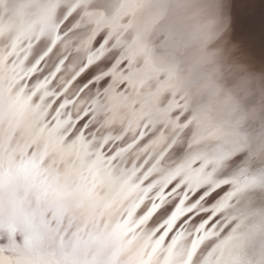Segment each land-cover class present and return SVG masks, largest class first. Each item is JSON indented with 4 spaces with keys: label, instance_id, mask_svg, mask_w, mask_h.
Returning a JSON list of instances; mask_svg holds the SVG:
<instances>
[{
    "label": "snow or ice",
    "instance_id": "6c2138e0",
    "mask_svg": "<svg viewBox=\"0 0 264 264\" xmlns=\"http://www.w3.org/2000/svg\"><path fill=\"white\" fill-rule=\"evenodd\" d=\"M58 4L26 0L13 21H0V38L15 32L0 49V264H193L236 192L209 208L220 187L213 161L165 165L174 161L173 140L160 152L133 155L150 138V121L133 139L128 124L97 123L116 101V73L127 62L102 30L79 57L61 52L91 10L66 27L68 17L54 20ZM96 6L107 9V0ZM45 35L52 46L29 65L34 43ZM167 206L174 209L170 218ZM198 214L204 219L192 227ZM212 261L238 264L234 245L226 242Z\"/></svg>",
    "mask_w": 264,
    "mask_h": 264
},
{
    "label": "clouds",
    "instance_id": "9594fccd",
    "mask_svg": "<svg viewBox=\"0 0 264 264\" xmlns=\"http://www.w3.org/2000/svg\"><path fill=\"white\" fill-rule=\"evenodd\" d=\"M77 27L83 31L61 52L74 48L79 57L102 30L127 62L116 73V101L97 123L128 124L133 139L154 121L139 152H160L176 137L188 148L264 137V73L231 40L228 0H116L111 10L86 12Z\"/></svg>",
    "mask_w": 264,
    "mask_h": 264
},
{
    "label": "bare ground",
    "instance_id": "6f19581e",
    "mask_svg": "<svg viewBox=\"0 0 264 264\" xmlns=\"http://www.w3.org/2000/svg\"><path fill=\"white\" fill-rule=\"evenodd\" d=\"M24 1L26 0H0V21L4 23L13 21L16 12L24 4ZM228 2L231 40L238 46L240 53L249 66L256 72L264 73V47H258L252 40L245 37V32L252 28L257 29L258 19L252 14H248L245 17L244 14H239L241 0H228ZM97 3L98 0H59L54 20L57 24L64 23L65 19L61 20L62 15L60 16V14L68 9L73 13L72 18L68 22H72L77 18L79 20L80 15L84 11L104 9L97 7ZM115 3L116 0H107V9L111 10ZM74 9L77 11L73 12ZM262 22L264 27V19ZM66 27H70L69 24L66 23ZM75 31L76 33L73 32V35L79 34L83 29L77 27ZM65 38L69 39L70 34ZM5 41V37L0 38V49H5L3 47ZM70 50L73 52L74 48ZM63 79L61 78L59 82L63 83ZM151 123L154 125V121ZM178 139L179 137L173 139L174 148L176 147L175 151H177L173 156L174 161L165 160V165L175 162L177 166H181L185 165V162L190 163L193 160L204 158L213 161L215 169L213 179L216 184L220 185L222 182L228 181L233 184L234 188L243 184L251 185V189L248 192L242 190L239 194V191L236 193L233 209L231 208L233 213L227 214L230 211L223 212L225 215H220L218 224L215 221L212 225L213 229L220 225L219 231L211 241L213 247L207 252V240L204 241L200 254L194 256L193 264H209L212 261V254L224 246L226 242L234 245L238 264H264V195L254 194L260 193V183L264 182V137H257L248 143H243L239 140H229L223 143L210 141L194 148L179 145L177 143ZM139 150L137 148V153H133V155L139 154ZM228 160L229 162L225 164L224 162ZM223 163L225 167H232L227 170H220L218 166ZM233 167L235 168L233 169ZM251 181H255V183H249ZM175 199H179V194H177ZM210 205L209 208H216L221 203L216 202L213 204L212 202ZM173 210L172 207H168V218H170ZM224 217H226V221ZM202 218L204 217L198 216L192 227H195L196 222H199ZM154 221L155 219L150 223ZM227 221L231 222L226 223ZM230 229L232 230L230 231ZM188 243L189 240L184 242L183 247L185 250H190L191 248V244L188 248ZM216 259L218 261L219 257ZM212 264H216V261H212Z\"/></svg>",
    "mask_w": 264,
    "mask_h": 264
},
{
    "label": "water",
    "instance_id": "95a60500",
    "mask_svg": "<svg viewBox=\"0 0 264 264\" xmlns=\"http://www.w3.org/2000/svg\"><path fill=\"white\" fill-rule=\"evenodd\" d=\"M26 1H24V3H25ZM69 13H72V11L70 10V9H68V10H66L65 12H63V13H61L60 14V16H61V20H63V19H65L66 17H68V20H67V24H69V26L71 27L72 25H74L75 23H77L78 22V18L76 19V20H74V21H72V22H68L71 18H72V16H73V14L71 15V16H69ZM3 14H5V13H3ZM55 18V17H54ZM57 23V22H56ZM74 32V31H73ZM73 32L72 33H70V37H73V36H75V35H73ZM14 36H15V32H13V33H8L6 36H5V43H4V46L3 47H5V49H7L8 47H9V45H10V43H11V41H12V39L14 38ZM52 40H53V37L51 36V35H45V36H42L41 38H40V40H38V41H36L35 43H34V45H33V48H32V50H31V53H30V58H32V60L33 59H35V57H36V55H40V56H42L51 46H52ZM65 40H68L67 38H65L64 39V41ZM63 41V42H64ZM2 47V48H3ZM70 50V49H69ZM72 55H73V57H78V54L76 53V51L74 50L73 52H72ZM39 57V56H38ZM75 61V59H73V62ZM75 67V64L74 65H69V69L71 70L72 68H74ZM242 155V154H241ZM240 155V156H241ZM180 159V158H179ZM199 160H201L202 162L204 161V160H207V159H204V158H202V159H199ZM221 160V159H220ZM219 160V161H220ZM227 162H229V160L228 161H226V162H224L225 164L227 163ZM222 164V165H219L218 167H219V169L220 170H227V169H229L230 167H232V166H228V167H225L224 165L225 164ZM187 164H189V162H185V165H187ZM239 165V164H238ZM235 167H233V169H234ZM260 183V182H259ZM251 184H253V183H251ZM260 185H261V191H260V193H254V194H260V195H264V182H261L260 183ZM237 188H241V190L238 192V191H236L237 190ZM251 189V185H247V186H245L244 184L242 185V186H240V187H238V186H236L235 188L233 187V184L232 183H221L220 184V187L217 189V195L216 194H214V195H216L211 201H213V204L214 203H216V202H220L221 204H223L224 203V200H225V198L226 197H228L229 196V193H232V192H238V194L243 190L244 192H248L249 190ZM200 194H199V192L196 194V195H193L192 196V200L194 201V200H196L197 198H198V196H199ZM213 195V196H214ZM236 195V194H235ZM235 195L234 196H232L230 199H229V202H228V204H227V206L224 208V210H223V212H225V211H230V212H228L227 214H229V213H231L232 212V210H231V208L233 209V205H234V199H235ZM211 199V198H210ZM209 199V200H210ZM234 202V203H233ZM239 203H240V201L237 203L238 205H239ZM209 206H211V205H209ZM208 206V207H209ZM233 213V212H232ZM222 214H224V213H222ZM221 214V215H222ZM227 214H226V216H227ZM225 215V214H224ZM230 215H232V216H234L233 214H230ZM209 217V218H208ZM207 217V219H211L212 217L211 216H208ZM219 218H220V216H219ZM226 217H224V220H226L225 219ZM204 219V218H203ZM218 218L216 219V222H217V224H218ZM232 221V220H231ZM230 221V222H231ZM229 221H227L226 223H230ZM193 224H194V222H193ZM232 229H230V231H231ZM215 236H213V237H211V238H209V239H207V242L211 239V240H213V238H214ZM20 237L18 236L17 237V240L18 241H20ZM3 243H5V241L4 240H0V244H3ZM215 246V245H214ZM211 247H213V245L211 244V242L209 243V244H207V252H209V250L211 249Z\"/></svg>",
    "mask_w": 264,
    "mask_h": 264
},
{
    "label": "rangeland",
    "instance_id": "374dc122",
    "mask_svg": "<svg viewBox=\"0 0 264 264\" xmlns=\"http://www.w3.org/2000/svg\"><path fill=\"white\" fill-rule=\"evenodd\" d=\"M237 7V6H236ZM247 7V8H246ZM240 15L244 14V17L248 14L255 15L258 19L257 29L252 28L251 30L245 32V37L252 40V42L258 47H264V27L262 20L264 19V0H241ZM76 33V31H74ZM73 33V34H74ZM243 43V42H242ZM242 46V45H241ZM39 55H36L35 59L29 58L28 64L30 65ZM76 61L72 62L71 65H74ZM176 147L173 150V156L177 152L175 151ZM214 197L207 201L208 206L213 202L211 201ZM171 207V206H167ZM203 219V218H202ZM218 220L219 217H218ZM151 222V221H150ZM195 222V221H194ZM155 223V221L153 222ZM212 240H209V244ZM191 242L188 243V248Z\"/></svg>",
    "mask_w": 264,
    "mask_h": 264
}]
</instances>
